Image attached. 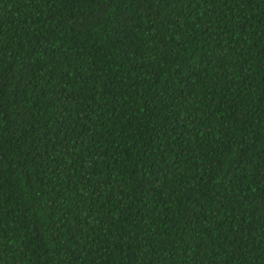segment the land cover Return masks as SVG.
<instances>
[{"label":"trees","instance_id":"obj_1","mask_svg":"<svg viewBox=\"0 0 264 264\" xmlns=\"http://www.w3.org/2000/svg\"><path fill=\"white\" fill-rule=\"evenodd\" d=\"M0 264H264V0H0Z\"/></svg>","mask_w":264,"mask_h":264}]
</instances>
